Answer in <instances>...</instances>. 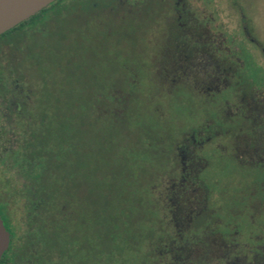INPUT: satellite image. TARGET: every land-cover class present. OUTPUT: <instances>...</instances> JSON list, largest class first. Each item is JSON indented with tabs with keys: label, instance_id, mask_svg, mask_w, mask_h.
<instances>
[{
	"label": "flooded vegetation",
	"instance_id": "1",
	"mask_svg": "<svg viewBox=\"0 0 264 264\" xmlns=\"http://www.w3.org/2000/svg\"><path fill=\"white\" fill-rule=\"evenodd\" d=\"M230 2L238 10V1ZM55 3L31 16L27 31L11 40L40 48L54 29L60 50L72 52L77 71L87 72L85 88L93 94L94 109L131 104L112 102L113 93H148L155 99V147L147 150L154 174L143 176L140 164L135 169L139 185L154 187L158 253L168 254L170 264H194L191 259L264 264V39L247 23L244 42L224 31L222 0ZM24 57L15 65L36 55ZM5 73L11 77L0 75V130L9 124L0 131V216L10 240L0 263L55 264L69 253L75 263L90 264L96 241L94 176L89 172L86 181L77 176L67 198L58 199L55 215L35 213L31 203L38 199L24 196L26 181L3 158L22 139L8 128L19 120L15 115L26 110L23 123L45 126L48 92L54 88L41 84L46 72ZM55 89L61 123L62 87ZM221 171L227 178L212 176ZM65 243L71 251L64 250Z\"/></svg>",
	"mask_w": 264,
	"mask_h": 264
},
{
	"label": "trees",
	"instance_id": "2",
	"mask_svg": "<svg viewBox=\"0 0 264 264\" xmlns=\"http://www.w3.org/2000/svg\"><path fill=\"white\" fill-rule=\"evenodd\" d=\"M34 19L25 20L0 36V75L10 78L11 74L5 71L25 69L46 72V81L41 84L54 88L48 92L47 124L23 123L28 117L26 110L16 114L19 120L8 128L21 134L22 139L15 142V147L7 148L4 163L26 181L24 196L38 199L31 203L38 215L47 214L45 210H52L55 215L58 199L67 198L76 177L86 181L89 172L94 176L96 241L90 264H170L169 255L156 250L154 187L147 182L139 185L135 169L140 164L144 167L143 176L154 174L149 168L153 158L147 150L155 147V116L142 107L138 93L111 95L112 102H130L126 108H92L95 99L85 88L90 85V78L87 72L77 71L79 65L71 58L72 52L60 50L59 39L52 41L57 34L54 29L48 32V41L40 48V43L29 47L22 40H11L14 34L26 32V26ZM46 53L55 55V70H49L48 62L42 60ZM26 54L36 58L26 63ZM18 57L24 59L21 66L15 65ZM59 86L64 103L61 123L56 120L55 106V88ZM132 86L137 84L132 82ZM8 125L1 126L0 131ZM136 151L141 152L138 155ZM164 236L162 232L160 249L164 247ZM66 247L65 243L64 250H68ZM68 255L64 253L63 261L55 264H77ZM191 261L201 263L200 259ZM1 263L7 264L5 259ZM84 264L89 263L86 260Z\"/></svg>",
	"mask_w": 264,
	"mask_h": 264
},
{
	"label": "rangeland",
	"instance_id": "3",
	"mask_svg": "<svg viewBox=\"0 0 264 264\" xmlns=\"http://www.w3.org/2000/svg\"><path fill=\"white\" fill-rule=\"evenodd\" d=\"M223 4L218 5V9H220L221 14V22L225 26L224 31H226L228 34L232 35L234 34L237 36L238 40L241 42H244V36L243 34V26L249 24L251 28H254V34L259 37V39H264V0H237L238 1V10L234 9L231 6L230 0H222ZM261 9V10H260ZM259 12H262L261 14ZM260 17V18H259ZM259 23V24H258ZM261 26V27H259ZM259 34V35H258ZM52 41L54 42L55 38H57V34L53 36ZM58 39V38H57ZM56 39V42H57ZM55 43H53L54 45ZM42 60H46L48 62V69L49 70H55L58 66L57 60L55 55H49L48 53L43 54L41 56ZM150 78H145V83H152L150 82ZM141 102H143L145 105L148 106V113H151L155 103L154 98H150L149 94H141L139 95ZM155 97V96H153ZM126 100H123V103H126ZM130 103V102H128ZM150 107V108H149ZM151 110V111H150ZM171 111L166 110V114L170 117ZM0 168L2 166L0 165ZM2 173V172H1ZM0 173V174H1ZM226 171L219 172H213L212 176L218 177H226ZM227 178V177H226Z\"/></svg>",
	"mask_w": 264,
	"mask_h": 264
},
{
	"label": "water",
	"instance_id": "4",
	"mask_svg": "<svg viewBox=\"0 0 264 264\" xmlns=\"http://www.w3.org/2000/svg\"><path fill=\"white\" fill-rule=\"evenodd\" d=\"M56 0H0V36ZM9 232L0 216V259L9 246Z\"/></svg>",
	"mask_w": 264,
	"mask_h": 264
}]
</instances>
